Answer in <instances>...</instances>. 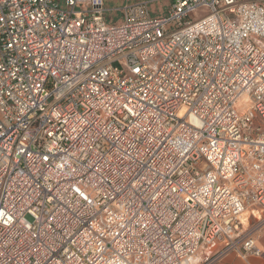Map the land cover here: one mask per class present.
I'll use <instances>...</instances> for the list:
<instances>
[{
    "label": "built area",
    "instance_id": "2783aa9c",
    "mask_svg": "<svg viewBox=\"0 0 264 264\" xmlns=\"http://www.w3.org/2000/svg\"><path fill=\"white\" fill-rule=\"evenodd\" d=\"M0 0V264L261 255L264 0Z\"/></svg>",
    "mask_w": 264,
    "mask_h": 264
},
{
    "label": "rangeland",
    "instance_id": "374dc122",
    "mask_svg": "<svg viewBox=\"0 0 264 264\" xmlns=\"http://www.w3.org/2000/svg\"><path fill=\"white\" fill-rule=\"evenodd\" d=\"M135 0H106L105 6L107 8L106 17L109 23H113L115 20L119 22L121 20V11L119 9L128 2ZM172 0H150V9L153 15L162 16L167 13L169 5ZM261 224L255 223L254 230L260 228ZM257 231V230H256Z\"/></svg>",
    "mask_w": 264,
    "mask_h": 264
},
{
    "label": "crops",
    "instance_id": "0c3cea01",
    "mask_svg": "<svg viewBox=\"0 0 264 264\" xmlns=\"http://www.w3.org/2000/svg\"><path fill=\"white\" fill-rule=\"evenodd\" d=\"M259 224H261L260 228L256 229L257 231L255 230V233L258 238V245L262 250L261 255H250L245 258L240 253L231 251L219 259L209 261L207 264H264V221Z\"/></svg>",
    "mask_w": 264,
    "mask_h": 264
}]
</instances>
